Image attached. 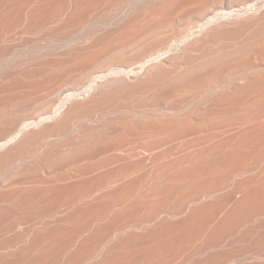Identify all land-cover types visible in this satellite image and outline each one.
I'll return each mask as SVG.
<instances>
[{
  "label": "bare ground",
  "instance_id": "1",
  "mask_svg": "<svg viewBox=\"0 0 264 264\" xmlns=\"http://www.w3.org/2000/svg\"><path fill=\"white\" fill-rule=\"evenodd\" d=\"M0 264H264V0H0Z\"/></svg>",
  "mask_w": 264,
  "mask_h": 264
}]
</instances>
